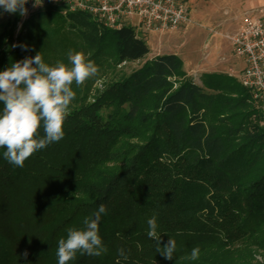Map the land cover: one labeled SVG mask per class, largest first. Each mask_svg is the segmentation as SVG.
<instances>
[{
	"label": "trees",
	"instance_id": "16d2710c",
	"mask_svg": "<svg viewBox=\"0 0 264 264\" xmlns=\"http://www.w3.org/2000/svg\"><path fill=\"white\" fill-rule=\"evenodd\" d=\"M20 19L0 29V71L37 52L50 67L71 66L69 52H82L98 72L73 81L61 140L23 167L0 148V264H58L59 240L100 204L107 251L78 250L67 264H247L264 249L263 110L238 79L208 73L196 83L177 54L146 58L132 26L111 29L85 12L50 6ZM45 135L41 120L35 138ZM153 215L160 246L176 241L172 260L148 236Z\"/></svg>",
	"mask_w": 264,
	"mask_h": 264
},
{
	"label": "clouds",
	"instance_id": "9594fccd",
	"mask_svg": "<svg viewBox=\"0 0 264 264\" xmlns=\"http://www.w3.org/2000/svg\"><path fill=\"white\" fill-rule=\"evenodd\" d=\"M26 3L27 0H0L5 12L16 13L21 17L27 15ZM33 6L42 7L40 0H34ZM18 46L28 50L27 45ZM68 55L71 66L57 61L56 66L50 67L37 52L34 57H25L0 71V101L4 102L0 115V148H6L4 158L14 166L23 167L24 161L34 152L63 138L64 119L76 95L71 88L73 81L77 86L82 85L98 72L94 61L86 60L82 52H69ZM41 120L44 121L46 135L37 139L35 137ZM107 212L106 206L100 204L93 214L94 218H85L83 221L84 229H68L67 238H61L58 242V264H67L78 250L90 256H100L107 251L98 235V224ZM148 225V236L156 241V252L166 260H172L176 241L169 238L161 247L155 215L148 220ZM118 253L125 260L128 259L123 248L118 249ZM27 255V251L21 254L24 258ZM198 255L199 249L194 248L190 258L195 260Z\"/></svg>",
	"mask_w": 264,
	"mask_h": 264
},
{
	"label": "built area",
	"instance_id": "2783aa9c",
	"mask_svg": "<svg viewBox=\"0 0 264 264\" xmlns=\"http://www.w3.org/2000/svg\"><path fill=\"white\" fill-rule=\"evenodd\" d=\"M48 1V0H47ZM66 12L81 11L111 29L129 25L136 33L163 32L187 26L191 22L188 5L183 0H52ZM34 5V0H31ZM232 54L241 58L244 67L239 83L263 110L264 127V15H247L238 29L227 36Z\"/></svg>",
	"mask_w": 264,
	"mask_h": 264
},
{
	"label": "crops",
	"instance_id": "0c3cea01",
	"mask_svg": "<svg viewBox=\"0 0 264 264\" xmlns=\"http://www.w3.org/2000/svg\"><path fill=\"white\" fill-rule=\"evenodd\" d=\"M183 1L193 11L198 31L203 34L204 39L210 40L209 45L207 43L203 45V54L200 56L192 57L185 54L186 58L190 59V63L177 54L183 62L184 70L186 72L191 70L196 74L198 82L202 74L208 73H224L238 79L244 62L232 54L227 36L238 29L247 15L258 13L264 15V0ZM156 55L158 53H154L151 57Z\"/></svg>",
	"mask_w": 264,
	"mask_h": 264
},
{
	"label": "rangeland",
	"instance_id": "374dc122",
	"mask_svg": "<svg viewBox=\"0 0 264 264\" xmlns=\"http://www.w3.org/2000/svg\"><path fill=\"white\" fill-rule=\"evenodd\" d=\"M41 5L42 7H50V6H53L55 8L58 7L53 4L52 0H48L45 4H41ZM42 7L41 6L34 7L30 0L27 6V10H28L27 15L21 17V19L18 22V26H20L22 21L26 20L29 17V15H31L36 11L41 10ZM188 8L190 11L191 10L190 6H188ZM14 14L15 13L10 14L5 12L3 7L0 6V29L3 27L5 23H7L9 20L13 18ZM190 18H191V22L187 26H185L186 28L183 27L175 30L171 29L160 33L159 32L143 33L141 31H138V35L146 41L150 49L146 58H150L151 56H153L154 53H158V54L176 53L180 56H183L185 61H189L190 63L191 62L190 59L186 58L185 54H189L192 57H197L203 54V45L205 43L209 45L210 40L207 38L204 39L203 34L200 31H198V26L192 10L190 11ZM135 21L136 20L134 18L131 19L129 25L134 26ZM143 61L144 60L122 63L119 69L123 73H129L133 69L137 68ZM187 74L193 78L194 82L200 83L196 78V74H194L191 70H189ZM97 85L100 86V83H98ZM247 264H264V249L256 250V252L253 253L252 256H250Z\"/></svg>",
	"mask_w": 264,
	"mask_h": 264
},
{
	"label": "water",
	"instance_id": "95a60500",
	"mask_svg": "<svg viewBox=\"0 0 264 264\" xmlns=\"http://www.w3.org/2000/svg\"><path fill=\"white\" fill-rule=\"evenodd\" d=\"M47 2V0H40L41 4H45Z\"/></svg>",
	"mask_w": 264,
	"mask_h": 264
}]
</instances>
